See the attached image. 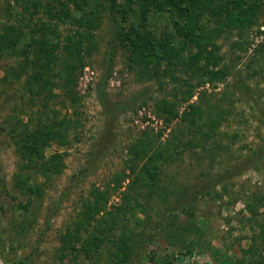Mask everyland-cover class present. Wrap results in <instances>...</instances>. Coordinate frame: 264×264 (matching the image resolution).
Instances as JSON below:
<instances>
[{"label":"rangeland","instance_id":"1","mask_svg":"<svg viewBox=\"0 0 264 264\" xmlns=\"http://www.w3.org/2000/svg\"><path fill=\"white\" fill-rule=\"evenodd\" d=\"M9 2L13 0H0V23ZM102 23L95 33L99 45L79 73L75 102L62 88L54 89L48 102L46 94L32 95L25 91V77L0 87V264H6L2 254L12 259L30 253L33 264H116L110 243L104 245L112 248L90 256L72 248L61 250V238L73 233L75 223L92 206L101 212L90 232L83 230L80 241L73 240L77 249L86 238L110 228L113 216L106 223V213L119 209L113 235L129 239L132 249L126 264H264V231L257 224L264 226V56L253 58L261 47L264 54V15L249 31L246 50L235 46V33H225L217 42V53L225 59L220 67L227 65L229 73L236 68L239 81L230 75L192 94L190 103L204 108L208 101L210 106L219 101L227 117L207 151L199 146L184 150L181 143L174 148V136H181L183 128L177 121L168 123L159 106L162 100L179 101L185 88L170 79H148L141 68L131 67L128 53L112 43L116 34L108 17ZM158 24L168 23L160 19ZM109 49L111 61L106 59ZM9 55L0 58V77L5 65L20 61ZM252 59L255 62L249 64ZM46 102L47 111L80 125L63 144L47 143L46 156L61 155V174L45 182L30 172L32 181L45 190L24 215L20 207L28 196L16 183L21 161L11 130L16 125L15 135L21 132ZM177 109L181 113L185 104ZM140 141H152L146 161L165 155L155 162L159 174L154 180L129 170L134 145ZM181 199L186 207L192 200L194 215L179 212L174 218L172 213L166 220Z\"/></svg>","mask_w":264,"mask_h":264},{"label":"trees","instance_id":"2","mask_svg":"<svg viewBox=\"0 0 264 264\" xmlns=\"http://www.w3.org/2000/svg\"><path fill=\"white\" fill-rule=\"evenodd\" d=\"M263 15L264 0H13L8 3L5 21L0 23V58L10 54L20 61L3 67L0 87L25 77V91L32 95L46 94L45 101L48 102L55 96L54 89L62 88L75 102L79 99L76 92L79 73L98 47L95 33L101 30L103 17H108L116 34L112 43L118 42L128 53L131 67L141 68L148 79H170L185 88L181 91L184 97L179 101L171 103L162 100L159 106L160 111L168 115V123L177 121V126L183 128L181 136H174V148L181 143L184 150L199 146L207 151L206 146L227 117L222 109L219 110V101L215 106H210L208 101L204 108L201 103H190L192 94L206 84L226 80L230 75L239 81L236 68L229 73L227 65L220 67L225 59L217 53V42L223 34L235 33L239 40L235 46L246 50L245 45L250 47L251 44L247 43L249 31L259 24ZM160 19H165L168 24L159 25ZM261 48L255 51L253 58L264 56ZM112 55L113 50H107V61H111ZM254 62L252 59L249 64ZM177 94L175 92V99ZM204 94H201L202 100ZM47 102L35 118L28 119L21 132L15 135L18 130L16 125L11 130V138L15 140L21 161L16 183L28 196L27 203H21L20 207L24 215L29 212L33 198H41L45 190L32 181L30 172L33 170L36 176L44 177L45 182L52 175L61 174V155L46 156L44 150L47 143L56 140L63 144L70 132L76 131L80 125L76 119L60 118L56 113L47 111ZM182 103L185 109L179 113L177 108ZM32 123L34 129L29 128ZM151 144L152 141H140L134 145L135 158L129 169L137 176L142 173L146 180L156 179L159 167L155 162L165 156L161 153L155 159L146 161ZM167 156L170 157L169 152ZM143 161L141 169L138 168V163ZM21 171L25 173L21 174ZM219 182L215 181V184ZM188 200L189 207L184 204V199L177 202L174 212L166 215V220L171 218L172 213L174 218L179 212L194 215L196 210L192 200ZM247 206L253 215L251 203ZM100 212L98 206L89 207L83 218L75 223L73 233L70 231L61 238V250L65 252L72 248L77 253L90 256L103 247L108 249L110 246L104 243H110L114 246L111 256L116 259V264H126L132 249L129 239L125 241L113 235L112 222L122 212L119 209L116 213H106V223L113 216L110 228L107 226L100 234L86 238L81 249L74 247L76 243L73 242L80 241L83 230L90 232L89 227ZM257 224L264 231V226L260 222ZM2 257L6 264H33V253L25 257L15 254L12 259L6 254Z\"/></svg>","mask_w":264,"mask_h":264}]
</instances>
